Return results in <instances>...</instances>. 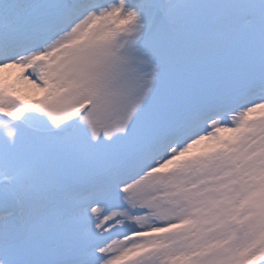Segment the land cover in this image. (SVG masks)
I'll list each match as a JSON object with an SVG mask.
<instances>
[{
	"label": "snow or ice",
	"instance_id": "1",
	"mask_svg": "<svg viewBox=\"0 0 264 264\" xmlns=\"http://www.w3.org/2000/svg\"><path fill=\"white\" fill-rule=\"evenodd\" d=\"M0 264H264V0H0Z\"/></svg>",
	"mask_w": 264,
	"mask_h": 264
},
{
	"label": "bare ground",
	"instance_id": "2",
	"mask_svg": "<svg viewBox=\"0 0 264 264\" xmlns=\"http://www.w3.org/2000/svg\"><path fill=\"white\" fill-rule=\"evenodd\" d=\"M13 74H14V70H13Z\"/></svg>",
	"mask_w": 264,
	"mask_h": 264
}]
</instances>
